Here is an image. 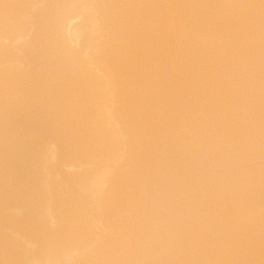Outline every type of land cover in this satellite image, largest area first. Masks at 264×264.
Returning <instances> with one entry per match:
<instances>
[{
  "label": "snow or ice",
  "instance_id": "snow-or-ice-1",
  "mask_svg": "<svg viewBox=\"0 0 264 264\" xmlns=\"http://www.w3.org/2000/svg\"><path fill=\"white\" fill-rule=\"evenodd\" d=\"M0 264H264V0H0Z\"/></svg>",
  "mask_w": 264,
  "mask_h": 264
},
{
  "label": "bare ground",
  "instance_id": "bare-ground-1",
  "mask_svg": "<svg viewBox=\"0 0 264 264\" xmlns=\"http://www.w3.org/2000/svg\"><path fill=\"white\" fill-rule=\"evenodd\" d=\"M113 3H141V2H225V0H104Z\"/></svg>",
  "mask_w": 264,
  "mask_h": 264
}]
</instances>
